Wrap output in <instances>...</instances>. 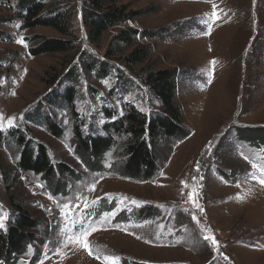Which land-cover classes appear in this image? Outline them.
<instances>
[{"label": "rangeland", "instance_id": "obj_1", "mask_svg": "<svg viewBox=\"0 0 264 264\" xmlns=\"http://www.w3.org/2000/svg\"><path fill=\"white\" fill-rule=\"evenodd\" d=\"M73 2L65 37L25 29L21 0H0V132L19 131L74 173L50 187L18 170L12 145H0V230L15 220V207L37 225L16 264H264V0H124L137 16L98 45L87 42L81 0ZM51 14L46 8L41 17ZM128 28L149 51L132 72L113 44ZM44 39L75 41L76 53L32 55ZM92 60L110 73L88 72ZM165 70L175 74L183 134L160 143L147 181L121 175L119 146L104 154L101 168L88 166L72 141L74 116L46 103L74 85L81 131L95 137L105 110L119 118L132 106L156 116L160 101L141 76Z\"/></svg>", "mask_w": 264, "mask_h": 264}, {"label": "trees", "instance_id": "obj_2", "mask_svg": "<svg viewBox=\"0 0 264 264\" xmlns=\"http://www.w3.org/2000/svg\"><path fill=\"white\" fill-rule=\"evenodd\" d=\"M123 1L81 0V20L85 25L88 43L98 45L106 32L135 19L137 14L130 11L127 5L122 4ZM21 4L20 8L23 10L18 17L22 19L25 29L47 27L65 37L72 35L73 0H21ZM46 8L52 14L49 18L43 19L41 15ZM137 35L140 34L136 30L128 28L119 30L113 39V44L122 49L120 54L125 55L124 64L131 69V72L142 67L149 57V51L146 48L137 46L135 41ZM151 35L145 34L142 37L148 39L152 38ZM127 50L131 52L125 54ZM114 51L115 49L109 51L106 57L110 59L116 56L117 53ZM72 52L76 53L75 41L61 39H44L36 49L31 50L34 56ZM88 55L85 54V59L90 57ZM109 68L107 63L96 60L88 64V72L91 70L98 77L108 75ZM69 76L70 81L75 82L76 70H73ZM123 81H126L125 78ZM141 83L148 88L151 96L160 101L159 113L154 117L146 116L136 108L128 106L123 110L121 117L115 118L105 110L107 123L102 128V134L95 137L85 136L81 131L82 123L73 111L76 94L74 85L65 90L63 95L46 101V103L63 104L74 116L72 141L77 155L88 166L94 165L96 169L101 168L104 154L119 146L123 157L122 167L118 168L122 172L121 175L129 180H150L157 171L156 150L160 143L183 134L182 112L175 99L174 72L168 70L151 72L141 76ZM89 91H92V88ZM49 130L53 136H62L61 129L55 126L51 125ZM2 143L12 145L18 153L16 166L19 171L44 177L50 187L55 185L57 176L65 174L74 176L67 167L53 165L47 149L42 144L26 141L17 130L9 132L6 138L0 132V145ZM115 166L116 164L113 167ZM15 208L11 210L15 220L9 222L6 232L0 230V264H16L18 259L26 253L28 244L35 239L36 220L28 212L19 207Z\"/></svg>", "mask_w": 264, "mask_h": 264}]
</instances>
